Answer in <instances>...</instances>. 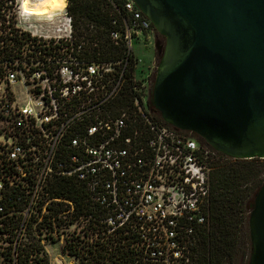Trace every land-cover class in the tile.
<instances>
[{
  "label": "built area",
  "instance_id": "2783aa9c",
  "mask_svg": "<svg viewBox=\"0 0 264 264\" xmlns=\"http://www.w3.org/2000/svg\"><path fill=\"white\" fill-rule=\"evenodd\" d=\"M101 1L102 24L14 0L0 25V264H50L52 244L58 264L76 236L115 264H208L212 165L229 158L160 118L162 37L132 0Z\"/></svg>",
  "mask_w": 264,
  "mask_h": 264
},
{
  "label": "water",
  "instance_id": "95a60500",
  "mask_svg": "<svg viewBox=\"0 0 264 264\" xmlns=\"http://www.w3.org/2000/svg\"><path fill=\"white\" fill-rule=\"evenodd\" d=\"M164 39L151 105L234 160H264V0H132ZM264 264V183L248 219Z\"/></svg>",
  "mask_w": 264,
  "mask_h": 264
},
{
  "label": "trees",
  "instance_id": "16d2710c",
  "mask_svg": "<svg viewBox=\"0 0 264 264\" xmlns=\"http://www.w3.org/2000/svg\"><path fill=\"white\" fill-rule=\"evenodd\" d=\"M68 1L76 5L72 8V14L76 17L93 18L99 24L108 20L101 0ZM13 4L14 0H0L1 26H5L8 19L10 25L12 24L13 16L9 14L12 13ZM68 10H71V6ZM243 161H225L212 165V194L208 216L209 229L206 235L208 264H231L238 255L241 242L239 224L242 215L249 212L247 206L250 190L247 184L256 175L253 163ZM59 190V195H63V185H60ZM87 245L86 239L76 236L73 242H67L63 249H66L69 255L75 256L79 264H115L100 239L92 241L89 248Z\"/></svg>",
  "mask_w": 264,
  "mask_h": 264
},
{
  "label": "rangeland",
  "instance_id": "374dc122",
  "mask_svg": "<svg viewBox=\"0 0 264 264\" xmlns=\"http://www.w3.org/2000/svg\"><path fill=\"white\" fill-rule=\"evenodd\" d=\"M19 2H20V0H17L18 6H19ZM69 4H71V3L69 2ZM73 7L75 8L76 5L73 4L71 6V10H69V13L71 15H73L72 14L73 13V9H72ZM25 20H26V18H20L19 22H23ZM29 20H30L29 23H31V24H37V22L34 19L29 18ZM162 40L164 42L163 38H162ZM134 51H135V54L137 55L138 59L141 62L139 64L138 70L144 69V67L146 66V62L148 61V57H149V56H147L148 54L147 53L144 54L143 49L140 47H137V46H134ZM229 160L225 159L223 157H220V159L213 164L216 165L219 163H223L225 161H228V162L243 161V160H234V159H230V158H229ZM243 162L253 163V165L255 166L256 175H254L247 184V187L250 190V196L248 197L249 203L247 206L249 212L244 213L242 215L241 223L239 224L240 235H241L240 249L238 251L237 257L235 258V261H233V263H231V264H248L249 257H250V249H251L250 238H249V229H248V219H249V215L251 212V206L253 205L255 195L264 183V160H258V159L252 160V161L245 160ZM55 250H57L56 244H52L48 248L49 253L52 255V258L50 259V264H54L53 263L54 261L52 262V259L54 257H58V254L55 252ZM66 253H67L66 249H63L61 251L62 259L61 258L58 259L59 260V261H57L58 264H68L69 263V260L64 257V255H66ZM76 264H79L78 260H77Z\"/></svg>",
  "mask_w": 264,
  "mask_h": 264
},
{
  "label": "bare ground",
  "instance_id": "6f19581e",
  "mask_svg": "<svg viewBox=\"0 0 264 264\" xmlns=\"http://www.w3.org/2000/svg\"><path fill=\"white\" fill-rule=\"evenodd\" d=\"M65 6L66 0H38L35 2L21 0L19 13L20 17H30L36 21H46L57 16L58 13L64 10Z\"/></svg>",
  "mask_w": 264,
  "mask_h": 264
}]
</instances>
